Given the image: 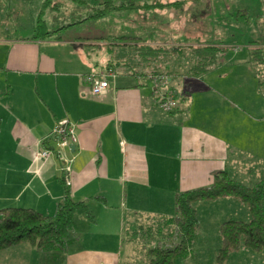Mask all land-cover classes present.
<instances>
[{
	"label": "crops",
	"instance_id": "crops-1",
	"mask_svg": "<svg viewBox=\"0 0 264 264\" xmlns=\"http://www.w3.org/2000/svg\"><path fill=\"white\" fill-rule=\"evenodd\" d=\"M107 43L59 32L44 37L0 35V208L22 202V208L51 215L67 186L70 198L83 202L92 216L90 220L81 210L82 223L96 221L93 206L107 217L106 224H118L113 231L120 242L123 215L114 210L125 205L149 209L163 196L167 203V195L173 199L177 190L208 185L219 171L233 178L239 157L232 152L235 147L245 151L243 140L258 141L252 157L264 168V119L248 115L252 119L241 125L235 102L224 103L226 119L213 126L195 121L194 114L190 118L182 104L191 91L203 101L216 91L200 76L172 80L178 104L173 111H162L148 75L137 79L121 67L115 70L112 63L106 68L111 59L123 57L125 48L122 42ZM105 70L107 90L91 95L84 75ZM62 117L72 124L74 141L36 157L43 147L54 150L49 132ZM239 126L247 130L239 132ZM64 164L67 171L62 170ZM248 170L253 171L252 165ZM229 199L214 201H233ZM159 216L167 215L152 217ZM22 244L0 250V264H11L14 257L22 260L18 247L28 251L34 264H45L41 253ZM8 249L9 262L1 254ZM61 264H118V259L100 245L67 249Z\"/></svg>",
	"mask_w": 264,
	"mask_h": 264
},
{
	"label": "rangeland",
	"instance_id": "rangeland-1",
	"mask_svg": "<svg viewBox=\"0 0 264 264\" xmlns=\"http://www.w3.org/2000/svg\"><path fill=\"white\" fill-rule=\"evenodd\" d=\"M85 1L86 3L74 0H0V35H30L33 32V24L40 17L47 25L58 29L57 32L61 36H80L106 41L107 44L114 43L111 38L117 34H136L154 43L186 46L205 40L221 42V46L226 47L224 62L214 70L199 75V80L204 85L216 91L212 90V97L203 101L202 98L197 99L196 91L192 90L189 99L182 104L187 106L188 116L191 118L194 114L195 121L213 126L215 121L226 119L224 103L235 102L238 107V123L241 125L244 121L252 119L248 118V115L264 119V88H259L257 74V69L264 73V62L256 63L248 49L251 42L264 44V0H147L148 3L160 5L135 10H110L101 16H89L80 22L71 23L73 19L85 17L94 11L95 0ZM242 8L246 9L245 13L237 10ZM63 24L66 25L62 27ZM131 44L133 45H128ZM216 92L219 96H216ZM246 130L240 129L239 126V132ZM257 142L254 139L249 142L243 140L245 151L235 147L232 152V156L239 157L233 178L246 185H253L263 175V165L261 167L259 160H253L252 157V149ZM52 146L58 150L54 141ZM251 165L253 171L248 170ZM165 197L156 200L157 205L149 209L131 210L125 205L123 209L114 210V213L122 212L123 215L120 222V242L115 240L116 232L113 231L118 228V224H106L107 217L100 213L99 209L90 207L96 215L94 223H82L83 212L77 210L74 214V238L67 249L101 245L103 252L115 254L118 264H144V251L153 242L141 238L132 239L129 231L148 225L155 218L152 216L159 213L171 215L172 196L167 195V203L164 202ZM229 200L233 201H198L194 204L198 228L189 252L184 257L177 258L175 264H217L219 225L230 219L247 221L250 218L244 204L233 198ZM7 205L24 207L22 202ZM126 230L128 231L125 234ZM23 244L21 246H24ZM18 248L23 250V254L18 256L22 260L14 257L10 261L12 249L1 254H4V258H8L7 261L11 264H34V259L32 260L28 251H25L24 247ZM13 255L17 256L15 251ZM224 264H264V249L256 252L242 247L232 253Z\"/></svg>",
	"mask_w": 264,
	"mask_h": 264
},
{
	"label": "trees",
	"instance_id": "trees-1",
	"mask_svg": "<svg viewBox=\"0 0 264 264\" xmlns=\"http://www.w3.org/2000/svg\"><path fill=\"white\" fill-rule=\"evenodd\" d=\"M74 1L86 3L85 0ZM152 5L160 4L148 3L147 0L142 2L139 0H95L92 13L73 19L71 23L80 22L89 16H101L110 10H135ZM237 10L246 12L245 8ZM32 30L30 37H44L57 33L58 29L50 27L39 17L33 24ZM97 38L104 37L97 36ZM111 39L125 43L124 55L121 59L108 61L106 68L112 63L115 70L121 67L126 74L133 75L137 79L143 75H148L150 78L151 75L159 73L170 77L169 85L176 90V106L169 111H173L178 104V90L172 84V80L181 77L194 78L206 71L214 70L224 62L226 51V47L221 46L223 45L221 42L209 40L186 46L154 43L136 34H117ZM130 43L133 45H128ZM259 43L261 45L251 42V47H248L249 54L256 63L264 62V44ZM257 70L258 84L261 89L264 88V73ZM61 181L64 183L63 177ZM224 197L233 198L244 204L250 218L247 221L230 219L219 225L220 244L216 254L217 264H224L232 253L239 251L242 247L256 252L263 250L264 168L262 178L253 185L238 182L226 171H219L213 175L212 182L208 185L174 192L171 215L155 217L148 225L139 226L129 232L132 239L141 238L144 241L153 242L145 249L144 264H175L177 258L184 257L189 252L198 228L194 204L198 201H214ZM77 210L84 211L92 220L83 202L73 201L70 198L67 186H64L61 203L51 215L31 208L11 206L0 208V250L11 245L26 243L41 253L45 264H60L68 245L73 240L74 214Z\"/></svg>",
	"mask_w": 264,
	"mask_h": 264
},
{
	"label": "built area",
	"instance_id": "built-area-1",
	"mask_svg": "<svg viewBox=\"0 0 264 264\" xmlns=\"http://www.w3.org/2000/svg\"><path fill=\"white\" fill-rule=\"evenodd\" d=\"M109 71L103 72H88L84 75V81L87 84L88 91L91 95L100 96L107 90V75ZM154 89L158 90V107L163 111H169L176 106V90L169 85L170 77L167 74L159 73L150 76ZM58 148L67 146L70 142L74 141L75 135L72 124L66 117L58 119L49 132ZM119 145L123 147V141H119ZM53 150L50 147H43L36 151L35 156L44 158ZM59 153V152H58ZM62 170L67 171L68 165L64 164Z\"/></svg>",
	"mask_w": 264,
	"mask_h": 264
}]
</instances>
